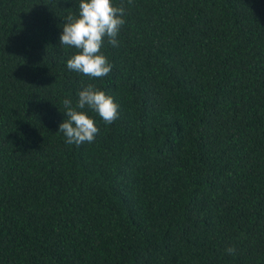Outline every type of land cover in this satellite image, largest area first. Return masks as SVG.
<instances>
[{"label":"trees","instance_id":"16d2710c","mask_svg":"<svg viewBox=\"0 0 264 264\" xmlns=\"http://www.w3.org/2000/svg\"><path fill=\"white\" fill-rule=\"evenodd\" d=\"M79 3L0 0V264H264V0H112L101 79L60 44ZM89 83L118 118L69 145Z\"/></svg>","mask_w":264,"mask_h":264},{"label":"clouds","instance_id":"9594fccd","mask_svg":"<svg viewBox=\"0 0 264 264\" xmlns=\"http://www.w3.org/2000/svg\"><path fill=\"white\" fill-rule=\"evenodd\" d=\"M131 0H129V3ZM125 10L123 6H113L112 0H80L78 16L68 15L60 36L61 46L75 48L77 51L67 60V68L89 79H101L112 71L113 65L101 49L107 42L119 47L117 39ZM78 100L73 106L70 99H64L66 119L59 125L65 143L79 147L83 143H92L99 128L94 119L86 112L87 108L95 112L106 125H111L118 118V105L111 96L89 83L78 92ZM233 254L235 248L226 249Z\"/></svg>","mask_w":264,"mask_h":264}]
</instances>
